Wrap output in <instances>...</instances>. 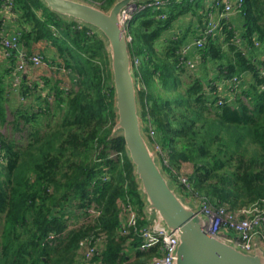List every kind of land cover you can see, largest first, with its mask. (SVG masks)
Listing matches in <instances>:
<instances>
[{
	"label": "trees",
	"instance_id": "trees-1",
	"mask_svg": "<svg viewBox=\"0 0 264 264\" xmlns=\"http://www.w3.org/2000/svg\"><path fill=\"white\" fill-rule=\"evenodd\" d=\"M79 1L108 11L116 0ZM13 3L15 32L26 52L40 54L34 51L37 44L50 43L58 60L52 58V64L74 74L76 88H65L51 77H43L44 86L27 78L13 86V57L7 65L0 62V128L9 123V90L18 88L20 98L30 99L13 110L11 121L15 132L26 129L25 143L0 134V264H79L77 258L83 264L78 242L99 234L104 236L102 255L93 260L100 264H122L129 240L139 259L135 264H143L142 257L147 262L160 256L161 245L143 251L132 229L124 235L119 230L123 204L137 209L139 226L146 222L122 134L112 133L116 112L106 41L97 30L53 12L43 0ZM207 10L206 0H171L129 22L128 51L131 60L139 61L133 77L142 130L147 133L149 123L154 128V140L148 139L164 153L163 172L177 184L179 176L188 178L193 192L178 184L182 195H204L213 206L232 212L254 204L264 208L260 59L244 53L235 28L222 20V30L199 49L201 66L211 62L216 72L185 82L180 57L195 30L193 20L191 27L169 34L188 16L203 26ZM161 14L166 17L159 18ZM239 17L243 47L262 54L264 0H243ZM233 77L241 79L238 88L218 105V84ZM111 153L117 155L110 158ZM104 170L107 181L101 179ZM91 206L99 216L88 215Z\"/></svg>",
	"mask_w": 264,
	"mask_h": 264
},
{
	"label": "water",
	"instance_id": "water-1",
	"mask_svg": "<svg viewBox=\"0 0 264 264\" xmlns=\"http://www.w3.org/2000/svg\"><path fill=\"white\" fill-rule=\"evenodd\" d=\"M141 1L116 0L104 11L79 0H43L53 12L97 30L106 41L116 112L112 133L122 134L144 201L143 214L157 219L177 239L173 264H264L258 238L253 240L252 251L245 252L210 235L195 204L170 186L156 162L159 156L142 130L133 60L121 19L128 4Z\"/></svg>",
	"mask_w": 264,
	"mask_h": 264
},
{
	"label": "built area",
	"instance_id": "built-area-1",
	"mask_svg": "<svg viewBox=\"0 0 264 264\" xmlns=\"http://www.w3.org/2000/svg\"><path fill=\"white\" fill-rule=\"evenodd\" d=\"M193 1V0H189ZM171 0H144L141 2H132L128 4L121 12L122 24L125 29L127 37V29L129 22L137 13L146 10L157 11L158 9L167 7ZM243 0H206L207 13L206 23L200 36L194 38L192 43L188 44L181 50L180 63L187 68L193 70L197 61L188 56V51L191 46L194 50H199L203 47L206 39L213 36L222 30V20H228L233 14H242ZM217 11V17L214 15ZM166 16L161 14L159 18L164 19ZM16 18L15 7L13 0H0V61L14 59V69L12 71L13 86H19L21 83V76L28 74L32 69H38L46 65L43 56L38 53H27L25 47L19 40L17 32H9L8 26ZM129 40H131L128 34ZM254 46L260 47V43L255 38ZM198 59V58H197ZM199 60V59H198ZM138 59H133L135 69L138 67ZM56 64H54L55 66ZM57 66V65H56ZM260 76L264 78V52L260 55ZM241 79L233 77L231 80L218 84L217 91L221 97L217 102L222 105L224 88L226 87L227 95L235 92L240 84ZM209 89V88H208ZM216 93V92H213ZM150 140H154V128L149 123L148 131L146 133ZM153 150L159 156L160 161L167 163L164 158V153L161 147L156 142H151ZM116 153H111L110 158L116 156ZM101 179L108 180V173L104 171ZM178 184L183 186L186 192H193L192 186L188 178L179 176ZM185 192V191H184ZM185 196V194H183ZM187 197V196H186ZM192 201L198 214L202 215L206 220V231L225 242L230 243L236 248L245 252H251L253 249V240L259 239L260 244L264 248V208L258 204H254L248 208H242L236 212L229 211L223 207L213 206L206 196L196 195L195 197H187ZM91 217L100 215L99 209L91 206L86 209ZM122 218L119 224V230L122 235L128 234L132 229L134 234L141 239V250L148 249L153 246H160L162 252L160 256L151 258L145 264H173L174 255L177 245V239L173 234L169 233L162 225L159 224L155 218L145 217V224L139 226V214L135 207L130 203L123 204L121 207ZM54 237L53 234L49 236L50 239ZM104 236L99 234L96 237L83 238L78 242L77 248L82 254L83 264H100V262L93 260L94 257H101L100 242L103 241Z\"/></svg>",
	"mask_w": 264,
	"mask_h": 264
},
{
	"label": "rangeland",
	"instance_id": "rangeland-1",
	"mask_svg": "<svg viewBox=\"0 0 264 264\" xmlns=\"http://www.w3.org/2000/svg\"><path fill=\"white\" fill-rule=\"evenodd\" d=\"M91 5L96 7V8H99L98 4H91ZM99 9H101V8H99ZM238 15L239 14H237L236 16H238ZM229 19H230V22H232L233 25L235 26L236 33L239 36L240 33L242 32V28L240 27L241 23L238 21L239 20L238 17H232ZM184 23L186 24L185 21H184ZM184 27H185V25H183V27H181V28L184 29ZM167 32L168 31H165L164 34H166ZM188 36H190L188 38L189 42L192 43V41L195 38V33L193 32L192 35H191V33H189ZM127 41L128 42L130 41L128 38V34H127ZM159 43H163V38L159 41ZM159 46H160V44H159ZM34 51L39 52L40 54H42L45 57L46 65L41 67V68L34 69V70L30 71V73L28 75V76H30V78L28 79L30 84H41L44 86L43 77H46V75H49L51 78L59 80L61 82V85L65 88H76L74 74H69V72L66 69H64V67L62 65L61 66H58V65L54 66L52 64L51 60H52V58L56 57V53H55L54 49L50 46V43L42 41V42L37 44ZM190 51L192 52L191 53L192 55L190 54L189 51H188L189 53H187V54L190 56V58L196 60L197 64L193 70L184 66V73L182 74V79L185 82L190 81L192 78H195L196 76H202L204 73H210V75H211V74H214L216 72L215 71L216 66L214 64H212L211 62L208 65H206L204 68H203V66H201V64H200L201 62H199L200 58H201V54H200L199 50H194V48L191 46ZM59 63H60V61H59ZM133 69H135L134 65H133ZM209 78H214V77L212 76ZM244 80L247 81L246 78ZM32 99H34V97ZM8 100L9 101L6 105V111H7V120L9 123H7L5 126L0 128V134H2L3 136H5L7 138H13L15 140H21L23 143H25V141H26V129H24V131H22V132H15L13 130V128L11 127V121L13 120V110H15V108H19L20 106H22V107L27 106L29 104L30 99L20 98V96L18 94V88L17 89L13 88V90H9ZM54 120H55V118H53L52 121H54ZM143 133H144V136H146V133L145 132H143ZM156 162H157L158 166L162 168L161 161L159 158H156ZM183 172H186V171L183 170ZM103 174H104V172H103ZM165 176L169 179L170 186L177 193L182 194L179 190V185L175 181H173L171 178H169L166 174H165Z\"/></svg>",
	"mask_w": 264,
	"mask_h": 264
},
{
	"label": "crops",
	"instance_id": "crops-1",
	"mask_svg": "<svg viewBox=\"0 0 264 264\" xmlns=\"http://www.w3.org/2000/svg\"><path fill=\"white\" fill-rule=\"evenodd\" d=\"M214 13V15H215V17H217V11H214L213 12ZM237 15V14H236ZM235 14H233V16H231L230 18H232V17H238V21L240 22V15H238V16H236ZM190 20H193V25H192V27H191V24H188V22L190 21ZM185 22H186V24L185 23H183V24H179V22L178 23H175V25H174V27H173V29H171L170 31H169V34L171 35V34H174L175 32H177L178 31V28L179 27H183V25H185V27L184 28H186V27H191V29H195L194 30V33H195V36L198 34V32H202V30H203V28L205 27V23L203 24V26H198V24L194 21V17L193 16H188L187 18H186V20H185ZM226 23H230L231 25H232V27H234L235 28V26L233 25V23L232 22H230V19H228V20H226ZM235 24V23H234ZM178 26V27H177ZM238 27V26H237ZM240 27L242 28V32L240 33V35L238 36L237 35V33H236V36H237V42H238V45H240V48L241 49H243V51H244V53L247 55V56H249V57H257L258 58V60L260 59V55H259V53L256 51V50H254V51H250V50H248V49H245L244 47H243V42H242V39H240V37H241V35L243 34V31H244V29H243V27H242V25H240ZM15 29H16V25H15V23L14 22H12V23H10V25L8 26V30L7 31H9V32H15ZM240 30V29H239ZM182 31V30H181ZM189 52L191 53V51L189 50ZM188 52V53H189ZM189 56V55H188ZM190 57V56H189ZM55 60H56V62L58 61L56 58H55ZM1 63H3V64H5V65H7V61L6 60H1L0 61ZM32 70H34V69H32ZM12 71H13V69H12ZM12 74V73H11ZM29 75V73L28 74H23L22 76H21V79L22 78H24V79H29L30 78V76H28ZM46 77H50L49 75H46ZM249 79L247 76H245L244 77V79ZM11 79H12V76L10 75V80L9 81H11ZM221 83H223V82H221ZM226 87L224 88V92H223V94H225V95H227L226 93H227V91H226ZM188 199V198H187ZM189 200V199H188ZM130 241V240H129ZM129 241L124 245L125 246V249H124V251L126 252V258L123 260V263L122 264H135V261L137 260L136 259V255H135V251H134V249L131 247V246H129ZM261 245V244H260ZM262 246V245H261ZM153 247H155V246H153ZM150 248H152V247H150ZM149 248V249H150ZM262 248H263V246H262ZM149 249H147V250H149ZM264 249V248H263ZM143 251H146V250H143ZM77 260H78V262H79V264H82V261H81V259H79V258H77ZM137 261H139V259L137 260ZM141 262H144L143 264H145V262L146 261H144V258L142 257V260H141Z\"/></svg>",
	"mask_w": 264,
	"mask_h": 264
}]
</instances>
